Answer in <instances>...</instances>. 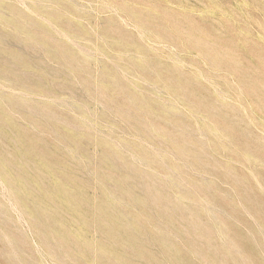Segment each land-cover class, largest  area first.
Segmentation results:
<instances>
[{
  "label": "rangeland",
  "instance_id": "obj_1",
  "mask_svg": "<svg viewBox=\"0 0 264 264\" xmlns=\"http://www.w3.org/2000/svg\"><path fill=\"white\" fill-rule=\"evenodd\" d=\"M0 264H264V0H0Z\"/></svg>",
  "mask_w": 264,
  "mask_h": 264
}]
</instances>
